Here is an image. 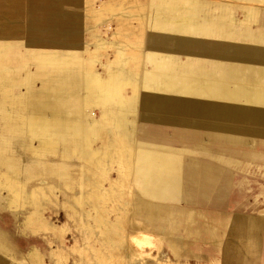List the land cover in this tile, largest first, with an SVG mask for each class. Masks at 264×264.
<instances>
[{
  "label": "crops",
  "instance_id": "obj_1",
  "mask_svg": "<svg viewBox=\"0 0 264 264\" xmlns=\"http://www.w3.org/2000/svg\"><path fill=\"white\" fill-rule=\"evenodd\" d=\"M115 1L108 9L121 6L123 22L100 36L88 0H0V125L4 114L8 127L73 126L76 141H104L86 155L78 141L76 206L97 186L93 161L121 156L133 191L127 237H163L172 264H264V0ZM66 73L73 108L34 119L26 99ZM99 75L105 93L88 88ZM176 207L202 220L193 252L172 235L176 222L192 231ZM5 240L0 231V264Z\"/></svg>",
  "mask_w": 264,
  "mask_h": 264
},
{
  "label": "rangeland",
  "instance_id": "obj_2",
  "mask_svg": "<svg viewBox=\"0 0 264 264\" xmlns=\"http://www.w3.org/2000/svg\"><path fill=\"white\" fill-rule=\"evenodd\" d=\"M108 2L110 0H88V6L95 8L93 22L100 36L107 34V23L123 22L121 6L108 9L113 7ZM121 52L117 50L118 55ZM78 61L85 70L87 61ZM55 65L51 64L52 70ZM116 65L122 64L114 63L106 69L116 68ZM142 81V78L137 79L138 98ZM29 113L31 117L33 113ZM94 113L98 115L96 109ZM5 123L3 114L0 125V199L5 205L0 208V231L8 240L2 246L1 264H172L169 243L163 237L144 232L138 234L141 239L144 237L138 245L133 238L127 237L133 229L131 222L127 221L128 206L124 203L132 202L133 191L128 175L125 176L126 184H122L121 156L108 161L105 155H100V159L93 161L98 171L101 170L94 178L97 186L84 193L82 208L76 206L75 199L81 198L78 190L81 159L76 158L78 141L82 147L80 151L86 155L87 147L91 151L105 146L101 139L98 143L92 139L90 144L91 138L84 136L76 141L73 126L16 128L5 126ZM133 138H138V133H134ZM88 160L84 156V167H88ZM12 169L15 174H5ZM8 191L11 193L10 207L4 201ZM243 210L249 211L250 208ZM176 211L186 214L192 221L189 225L192 231L188 234V224L180 227L176 222L172 235L183 241L186 252L188 249L193 252L195 241H202L203 223L199 222L202 220L195 217L196 208L176 207ZM176 219L181 218L177 216ZM196 222L200 223L199 228ZM194 227L198 229L197 233L196 229L193 231ZM91 246L98 247L101 253L95 256ZM31 255L36 257L31 258Z\"/></svg>",
  "mask_w": 264,
  "mask_h": 264
},
{
  "label": "bare ground",
  "instance_id": "obj_3",
  "mask_svg": "<svg viewBox=\"0 0 264 264\" xmlns=\"http://www.w3.org/2000/svg\"><path fill=\"white\" fill-rule=\"evenodd\" d=\"M165 8V7H164ZM56 62V61H55ZM52 64V63H51ZM41 65V64H40ZM73 65V64H72ZM45 66V65H44ZM43 66V67H44ZM59 67V66H58ZM61 67V66H60ZM73 67V66H71ZM24 68V67H23ZM57 68V67H56ZM74 68V67H73ZM53 71V70H52ZM41 72V71H40ZM39 72V73H40ZM42 73V72H41ZM100 78L95 77V79L90 81V86L88 87L90 90L95 91L96 89L98 91H100L101 93H105V85H109L108 83V78L104 79L103 77H101L99 75ZM29 79V78H28ZM112 80V79H111ZM27 81V80H26ZM47 81V80H46ZM29 83V82H28ZM61 84V85H59ZM42 85V84H41ZM50 86H51V93H49L48 91H46L45 93H39V94H30V96L28 97V99H26V105L27 108L33 112V116L34 119H39L42 120L43 119V114L47 115L49 110H57L60 111L61 108H64L65 105H67V107H71L73 108L74 102L70 101V99H72L74 92H75V87H76V83L74 80V77L72 75V73H66L64 74V76L62 77V79L59 78H54L52 80H50ZM58 86H61V90H63L65 93L62 95H55L58 92ZM110 87V86H109ZM107 88V87H106ZM125 88V87H123ZM33 89V88H32ZM60 89V88H59ZM122 89V88H121ZM129 90V89H128ZM131 90V89H130ZM115 91V90H114ZM125 91V90H124ZM60 92V91H59ZM119 92V90H118ZM124 95V94H123ZM122 95V97H123ZM92 98V97H90ZM74 99V98H73ZM60 104V106H59ZM83 106V104H82ZM63 110V109H62ZM71 110V109H69ZM67 110V111H69ZM60 113V112H59ZM63 113V112H62ZM61 114V113H60ZM45 117V116H44ZM49 119V118H48ZM124 128V127H123ZM105 133V132H104ZM125 133V132H124ZM123 140V139H122ZM121 141V140H120ZM124 141V140H123ZM104 142V141H103ZM120 143V142H119ZM122 143V141H121ZM97 157V156H96ZM98 158V157H97ZM112 158V156H111ZM120 158V157H119ZM122 158V157H121ZM117 160V159H116ZM99 161V160H98ZM119 161V160H118ZM125 162V160H123ZM109 163V162H108ZM122 165V164H121ZM125 165V164H123ZM167 186V185H166ZM165 188V187H164ZM168 192V191H167ZM107 211V210H106ZM101 219V218H100ZM106 219V218H105ZM91 222H95L94 220H92ZM110 223V222H109ZM112 224V223H111ZM110 224V225H111ZM103 225V224H102ZM109 225V224H108ZM109 227V226H108ZM107 231V230H106ZM110 234V233H108ZM111 237V236H110ZM103 238V237H102ZM118 238V236H117ZM133 241L135 243L140 244L138 239H135L134 237ZM117 241V240H116ZM104 242V241H103ZM111 242V241H110ZM111 248V247H110ZM117 248V247H116ZM123 248V247H122ZM90 249L93 252V254H96L95 256L99 255L101 252H98V247L95 246H91ZM123 250V249H122ZM118 252V251H117ZM7 253V252H6ZM92 254V253H91ZM92 254V255H93ZM131 255V254H130ZM36 256H32L31 258H35ZM126 257V255H125ZM62 258V257H61Z\"/></svg>",
  "mask_w": 264,
  "mask_h": 264
}]
</instances>
